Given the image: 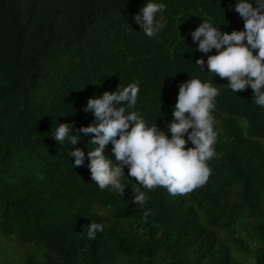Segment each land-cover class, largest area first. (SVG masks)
I'll return each mask as SVG.
<instances>
[{"label": "trees", "instance_id": "trees-1", "mask_svg": "<svg viewBox=\"0 0 264 264\" xmlns=\"http://www.w3.org/2000/svg\"><path fill=\"white\" fill-rule=\"evenodd\" d=\"M155 2L167 23L149 38L132 21L146 0H0V237L29 245L14 264H264V108L194 65L203 54L187 35L208 19L242 30L235 0ZM189 78L219 90L210 175L189 192L141 188L146 203L134 204L127 180L119 196L90 180L87 159L71 166L68 150L86 153L91 134L74 131L75 146L49 137L57 124L88 126L89 98L134 82L126 111L167 134ZM89 221L103 225L94 239Z\"/></svg>", "mask_w": 264, "mask_h": 264}, {"label": "clouds", "instance_id": "clouds-1", "mask_svg": "<svg viewBox=\"0 0 264 264\" xmlns=\"http://www.w3.org/2000/svg\"><path fill=\"white\" fill-rule=\"evenodd\" d=\"M164 9L163 3L146 0L132 21L145 36L152 38L166 26ZM228 10L243 21L242 30L221 32L208 19L187 33L195 45L193 51L203 54L194 65L203 72L206 68L212 77L226 78L227 88L235 94L250 89L253 102L264 108V0H235ZM213 50L215 54L208 55ZM177 88L167 134L156 124L147 126L138 112L126 111L137 102L140 88L139 82H134L89 98L82 109L92 114L88 126L75 129L73 123L57 124L49 137L57 145L67 142L75 146L82 137L73 135L74 131L83 136L91 134L85 145L86 153L78 147L68 150V158H74L71 166H85L87 159L90 180L101 191L119 196L123 195L127 180L135 191L134 204L146 203L147 196L141 188L150 191L160 186L172 195L189 192L204 184L210 175L207 162L215 156L213 146L217 139L212 113L219 90L199 78H189ZM109 144L115 162L104 154ZM125 168L127 177L135 178V183L126 178ZM83 229L87 230V238L94 239L103 225L89 221Z\"/></svg>", "mask_w": 264, "mask_h": 264}, {"label": "rangeland", "instance_id": "rangeland-1", "mask_svg": "<svg viewBox=\"0 0 264 264\" xmlns=\"http://www.w3.org/2000/svg\"><path fill=\"white\" fill-rule=\"evenodd\" d=\"M29 245H22L16 241H11L6 238L0 237V247H1V254H0V264H14L15 259L20 258L21 254H26ZM33 247H39L32 245ZM27 247V248H25ZM38 251L37 249L35 252ZM21 253V254H19Z\"/></svg>", "mask_w": 264, "mask_h": 264}]
</instances>
